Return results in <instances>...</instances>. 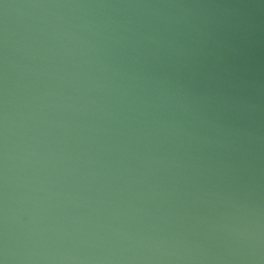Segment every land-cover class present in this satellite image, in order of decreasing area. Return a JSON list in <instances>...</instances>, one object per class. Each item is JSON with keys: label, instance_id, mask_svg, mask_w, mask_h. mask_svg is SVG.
<instances>
[{"label": "water", "instance_id": "obj_1", "mask_svg": "<svg viewBox=\"0 0 264 264\" xmlns=\"http://www.w3.org/2000/svg\"><path fill=\"white\" fill-rule=\"evenodd\" d=\"M3 264H264V0H0Z\"/></svg>", "mask_w": 264, "mask_h": 264}, {"label": "clouds", "instance_id": "obj_2", "mask_svg": "<svg viewBox=\"0 0 264 264\" xmlns=\"http://www.w3.org/2000/svg\"><path fill=\"white\" fill-rule=\"evenodd\" d=\"M0 264H3V261H0Z\"/></svg>", "mask_w": 264, "mask_h": 264}]
</instances>
